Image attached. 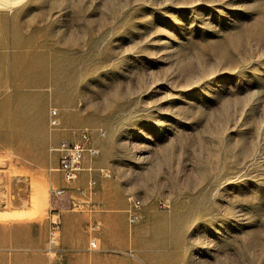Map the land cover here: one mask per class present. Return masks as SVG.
<instances>
[{"label": "rangeland", "instance_id": "obj_1", "mask_svg": "<svg viewBox=\"0 0 264 264\" xmlns=\"http://www.w3.org/2000/svg\"><path fill=\"white\" fill-rule=\"evenodd\" d=\"M81 130L103 173L85 200L110 187L127 233L141 222L157 235L135 249L162 264H264V0L0 7V224L34 225L29 244L23 230L15 244L0 233V264L57 256L46 252L47 214L70 197L49 190L88 187L82 174L63 184L55 147Z\"/></svg>", "mask_w": 264, "mask_h": 264}, {"label": "crops", "instance_id": "obj_2", "mask_svg": "<svg viewBox=\"0 0 264 264\" xmlns=\"http://www.w3.org/2000/svg\"><path fill=\"white\" fill-rule=\"evenodd\" d=\"M73 138L71 135L67 139ZM81 174L86 176L84 172ZM85 187L87 186L85 185ZM79 188L82 187L68 186L66 194L68 192L70 198L63 199V201L57 200L58 205L57 203L56 205L61 222L59 250L57 256L49 260L48 264H162L165 262L166 258L162 255L158 256L154 252L135 249L136 241L140 235L149 246L155 245L157 235L152 237L148 230L140 232L141 222H136L132 226V231L127 233L129 224L123 201L121 198L116 199L110 195V191H112L110 187H102L97 198L93 201L85 200L86 193L88 194L87 188L83 190ZM96 192L95 184L92 195H95ZM145 224L147 225L148 222ZM7 225L9 226L0 224V233H3L6 243L19 242L20 239L16 233L22 230L26 232L24 235L25 244L32 242L31 230L34 225L31 221H17ZM91 226H94L92 230ZM91 238H95L97 242L96 249L89 247ZM125 248L130 249L129 252H124ZM25 249L40 251V249L43 250V247L39 249L29 246ZM12 264H43V257L36 255L16 258Z\"/></svg>", "mask_w": 264, "mask_h": 264}, {"label": "built area", "instance_id": "obj_3", "mask_svg": "<svg viewBox=\"0 0 264 264\" xmlns=\"http://www.w3.org/2000/svg\"><path fill=\"white\" fill-rule=\"evenodd\" d=\"M48 125L54 128L59 125V116L56 108L49 109ZM99 135H103L102 130H98ZM90 134L86 130H81L72 140H60L55 151L57 152V165L55 170L60 173L63 183H72L78 179L80 174L84 172L87 175V191L88 195L94 194L95 174L103 176L101 169L93 167L94 158L98 155V149L91 143ZM108 174V172H106ZM66 193V188L61 186L52 187L49 194L53 196H61ZM133 206V204H132ZM134 207V206H133ZM135 208V207H134ZM60 217L57 211L49 210L47 214V240L46 252L55 253L58 250ZM94 226H91L92 230ZM91 249L97 248L95 238L89 241Z\"/></svg>", "mask_w": 264, "mask_h": 264}, {"label": "bare ground", "instance_id": "obj_4", "mask_svg": "<svg viewBox=\"0 0 264 264\" xmlns=\"http://www.w3.org/2000/svg\"><path fill=\"white\" fill-rule=\"evenodd\" d=\"M21 2H22V0H0V7L1 8H12L13 6H17V5H20L21 4ZM17 8V7H16ZM41 123V122H40ZM40 124L38 123V126H39ZM59 127V125L58 126H56V127H54V128H51L50 130H54V129H56V128H58ZM39 129V128H38ZM37 133L35 134V135H33V137L31 138V140H30V146H32V148L34 147V146H36V144L40 141V139L43 137V134L40 136V135H38L39 133H38V131H36ZM44 133H46V132H44ZM67 138H64V140H66ZM60 140H62V139H60ZM59 140V141H60ZM58 141V142H59ZM57 142V143H58ZM57 145V144H56ZM132 204H133V206L134 207H138L139 206V201L138 200H135V201H133L132 202ZM6 216V215H5ZM9 216V215H8ZM20 218V217H19ZM9 219V218H8Z\"/></svg>", "mask_w": 264, "mask_h": 264}]
</instances>
